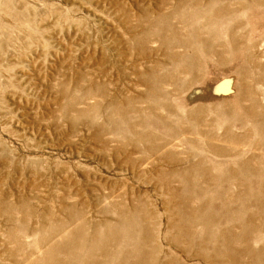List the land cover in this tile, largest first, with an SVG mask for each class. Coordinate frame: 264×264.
Here are the masks:
<instances>
[{"label": "rangeland", "instance_id": "rangeland-1", "mask_svg": "<svg viewBox=\"0 0 264 264\" xmlns=\"http://www.w3.org/2000/svg\"><path fill=\"white\" fill-rule=\"evenodd\" d=\"M0 264H264V0H0Z\"/></svg>", "mask_w": 264, "mask_h": 264}, {"label": "bare ground", "instance_id": "bare-ground-1", "mask_svg": "<svg viewBox=\"0 0 264 264\" xmlns=\"http://www.w3.org/2000/svg\"><path fill=\"white\" fill-rule=\"evenodd\" d=\"M159 16H160V15H159ZM155 17H156V16H155ZM158 19H159V20H155V23H156V21H161V20H162L161 18H158ZM151 20H152V19H151ZM151 20H150V21H151ZM152 23H153V22H152ZM152 28H153V27H152ZM158 29H159V28H158ZM144 34H145V33H144ZM144 34H139V35H137L136 37L138 38V41L141 42V48L146 49V47H148V46H147V44H148L147 42L150 41L149 39H151V40L155 39V40H156V38H155V37H151V36L153 35L152 33H151V36H150L149 34H147V35H146V34L144 35ZM175 36H176V35H175ZM136 37H135V38H136ZM193 37H194V36H193ZM165 38H166V37H165ZM169 43H170V42H169ZM148 45H149V44H148ZM212 48H213V47H212ZM210 49H211V48H210ZM210 49H208L207 53H209V55H211L210 57H213V56H212V52L210 51ZM141 50H142V49H141ZM213 50H214V49H213ZM147 51H148V50H147ZM147 57H148V56H147ZM168 57H172V55H169ZM210 57H209V58H210ZM172 58H173V57H172ZM173 59H174V58H173ZM184 59H185V58H184ZM216 59H217V58H216ZM210 60H211V59H210ZM159 63H160V62L156 63V65H158ZM165 65H166V64H165ZM178 66H179V65H178ZM193 66H194V65H193ZM189 69H190V68H189ZM196 72H197V71H196ZM150 73H152V72H149V71H148L147 73H145V75L147 74V75L150 76ZM145 75H144V76H145ZM146 77H147V76H146ZM143 78H144V77H143ZM148 78H149V77H148ZM155 78H156V77H155ZM151 79H153V77H150L149 80L147 79L148 82H149ZM156 79H157V78H156ZM156 79H155V80H156ZM141 80H142V79H141ZM145 80H146V79H145ZM151 81H152V80H151ZM156 81H157V80H156ZM156 81H152V83H151L153 86H152V87L150 86V87H151L153 90H156V89H157V88H155V86H157ZM147 85H148V84H147ZM228 85H230V82H228ZM136 95H137V94H136ZM137 100H138V99H137ZM114 106H115V105H113V107H114ZM117 108H118V106H117ZM143 136H146V134L143 135ZM141 139H142V137H141ZM156 142H158V141H156ZM156 142H155V143H156ZM157 145H160L159 142L157 143ZM220 149H221V148H220ZM222 151H223V150H222ZM216 154H217V153H216ZM233 155H234V154H233ZM219 223H220V222H219ZM33 232H34V231H33ZM36 232H37V231H36ZM248 235H249V234H248ZM41 246H42V245H41ZM53 248H54V247H53ZM226 250H227V249H226ZM232 259H233V258H232Z\"/></svg>", "mask_w": 264, "mask_h": 264}]
</instances>
